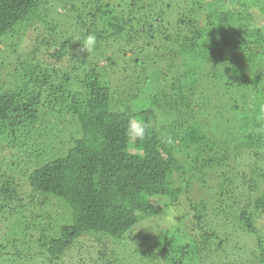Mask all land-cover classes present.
I'll return each mask as SVG.
<instances>
[{
    "label": "trees",
    "instance_id": "obj_1",
    "mask_svg": "<svg viewBox=\"0 0 264 264\" xmlns=\"http://www.w3.org/2000/svg\"><path fill=\"white\" fill-rule=\"evenodd\" d=\"M116 1L0 0V132L16 138L28 127L30 135L49 113L67 123L71 141L27 176L32 191L71 209L69 224L40 237L43 260L34 263L55 264L86 238L108 249L161 215L155 198L177 206L191 193L178 185L181 176L188 182L185 155L203 179L219 174L213 168L248 169L251 189L263 192L227 214L253 238L248 263L264 264V0ZM90 32L95 50L74 55ZM2 168L0 213L19 191ZM190 207L200 238L188 239L185 227L161 233L140 244L150 264H193L209 257L202 247L230 244L234 224L220 229L205 219V203ZM8 261L21 260L0 242V264Z\"/></svg>",
    "mask_w": 264,
    "mask_h": 264
},
{
    "label": "rangeland",
    "instance_id": "obj_2",
    "mask_svg": "<svg viewBox=\"0 0 264 264\" xmlns=\"http://www.w3.org/2000/svg\"><path fill=\"white\" fill-rule=\"evenodd\" d=\"M111 2L117 3L116 0H111ZM165 2L170 3L169 0ZM6 55L7 51H3L2 57L5 58ZM27 128L22 129L21 127L16 130L14 134L16 138L10 135L9 131L1 129L2 133L0 132L2 169L6 177L11 178L10 184L19 185L18 196L15 197L12 205L8 210L0 213V242L7 248L9 257L16 261H26V263L19 261L18 264H28V262L36 264L34 261L37 258L43 260V257L38 255L39 252H44L39 243L40 237L59 232L62 226L70 223L71 219V209L65 202L56 197L37 194L32 191L29 183L27 184L28 174L37 166L65 154L68 142L69 145L71 142L67 123L61 124L57 117L48 113L37 122L30 135ZM173 135V132L166 129L162 137L171 139ZM169 149L179 155L176 146L172 143L169 144ZM38 151H40V157L36 158L35 155L32 158V154H37ZM31 158L32 161H29ZM181 158L186 165L188 182L186 183L181 176L178 179V185L185 191L191 190V193L181 196L177 206L172 205V200L169 198H155L153 202L164 209L161 215L139 224L124 240L108 245L106 249L103 244H96L86 238L81 248L68 252L55 264H106V262L110 264H150L149 249H144L146 247L140 244H150V242L152 244L157 241L161 233L174 228L184 230L182 228L185 227L186 231L189 230L186 233L188 239L193 236L200 238L195 230L196 223L192 218L193 209L190 207L191 203L200 202L206 205L205 219L207 218L209 224L215 226L217 223V227L223 229L230 227L232 223L237 230L234 229L235 235L230 239V244L219 245V240L213 244L211 250L204 251L205 246L202 247V255L209 257L202 258L201 262L195 259L193 264H244L245 262L247 264L252 260L254 262V255L253 258L251 256L252 252L256 254L253 238L242 229L241 221H234L233 217L228 215L238 216L247 203L244 197L253 199L263 192L261 189H251L248 182V169H242L240 172L232 171L233 169L213 168L219 174L207 173L203 179L201 175L193 174L195 166L190 164L192 160L189 157L184 155ZM230 163L234 165V160L231 159ZM246 165L240 162L238 168H246ZM224 180H227V185L230 186H227L228 189L224 191L223 196L217 197L216 194L220 192L219 185ZM237 200L240 201L236 203ZM223 208H226L225 216L228 217L223 216L221 212ZM170 210L175 212L171 219L169 218ZM182 214H189L185 225L179 221ZM259 227L264 228V216L260 220ZM201 242H206V240ZM173 247L176 248L177 245L173 243ZM15 248L20 251V259L14 255ZM153 259H157V254L153 256ZM8 262L10 264L12 261Z\"/></svg>",
    "mask_w": 264,
    "mask_h": 264
},
{
    "label": "clouds",
    "instance_id": "obj_3",
    "mask_svg": "<svg viewBox=\"0 0 264 264\" xmlns=\"http://www.w3.org/2000/svg\"><path fill=\"white\" fill-rule=\"evenodd\" d=\"M77 41L80 44V47L78 50H76L75 53H73L76 56H80L81 53H86L87 55L92 53L97 45V36L94 33H88L82 37V40L80 37L77 38ZM141 133L143 132V129L140 130ZM175 215V212L173 210H170L169 218L171 219Z\"/></svg>",
    "mask_w": 264,
    "mask_h": 264
}]
</instances>
